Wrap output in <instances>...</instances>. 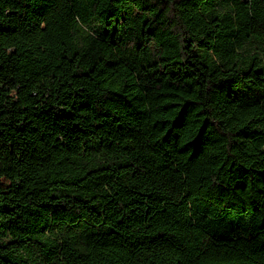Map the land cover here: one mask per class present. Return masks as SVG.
<instances>
[{
	"label": "trees",
	"instance_id": "obj_1",
	"mask_svg": "<svg viewBox=\"0 0 264 264\" xmlns=\"http://www.w3.org/2000/svg\"><path fill=\"white\" fill-rule=\"evenodd\" d=\"M0 264H264V0H0Z\"/></svg>",
	"mask_w": 264,
	"mask_h": 264
}]
</instances>
